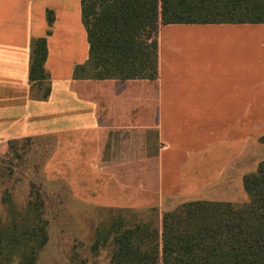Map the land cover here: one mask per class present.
<instances>
[{
  "label": "crops",
  "instance_id": "0c3cea01",
  "mask_svg": "<svg viewBox=\"0 0 264 264\" xmlns=\"http://www.w3.org/2000/svg\"><path fill=\"white\" fill-rule=\"evenodd\" d=\"M38 37L42 83L29 79ZM156 39V77L97 78L81 0H0V156L17 139L49 141L46 180L125 222L238 202L264 159L246 155L264 135V22L166 23Z\"/></svg>",
  "mask_w": 264,
  "mask_h": 264
},
{
  "label": "trees",
  "instance_id": "16d2710c",
  "mask_svg": "<svg viewBox=\"0 0 264 264\" xmlns=\"http://www.w3.org/2000/svg\"><path fill=\"white\" fill-rule=\"evenodd\" d=\"M81 14L95 77L154 78L161 24L264 22V0H81ZM46 54L45 38H33L31 81L47 80ZM242 180L244 201L185 200L163 211L160 225L119 217L95 233L93 248L109 242V264H264V159ZM42 206L30 198L18 217L9 209L0 264H37L48 240Z\"/></svg>",
  "mask_w": 264,
  "mask_h": 264
},
{
  "label": "rangeland",
  "instance_id": "374dc122",
  "mask_svg": "<svg viewBox=\"0 0 264 264\" xmlns=\"http://www.w3.org/2000/svg\"><path fill=\"white\" fill-rule=\"evenodd\" d=\"M262 145V140L254 141L253 149L246 155L263 154ZM50 146L44 139H17L1 154L0 225L8 222L9 209L18 217L27 201L36 198L43 202L40 210L48 233L46 244L37 254V264H109L111 246L107 242L93 248L95 233L105 231L119 217L81 205L73 199L67 185L46 180L43 164ZM234 192L240 198L243 195L239 185ZM245 199L246 194L237 201ZM129 219L132 221L133 217Z\"/></svg>",
  "mask_w": 264,
  "mask_h": 264
}]
</instances>
